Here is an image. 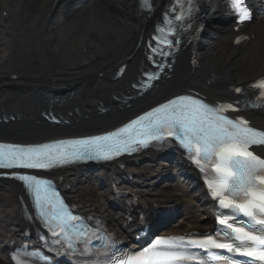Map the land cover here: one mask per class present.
I'll use <instances>...</instances> for the list:
<instances>
[{"label":"snow or ice","instance_id":"1","mask_svg":"<svg viewBox=\"0 0 264 264\" xmlns=\"http://www.w3.org/2000/svg\"><path fill=\"white\" fill-rule=\"evenodd\" d=\"M140 3L145 10H152L150 0ZM196 5L197 0H174V6L164 15V26L158 27L152 38L156 46L149 45V60L156 55H171L164 48L173 49L180 40L169 37L176 34L177 26L185 30L194 27ZM225 6L237 17L238 24L252 19L246 0H225ZM240 40L237 37L236 43ZM157 66L162 72L170 65ZM159 75L147 74L144 87H150ZM251 86L258 95L255 102H246L243 107H264V78ZM235 91L241 93L242 89ZM238 105L240 101L213 106L198 96H178L106 135L30 146L0 144V168L50 169L77 161L112 160L153 141L172 138L205 173L207 188L218 201L214 233L157 237L138 249L123 248L119 238L108 233L99 220L90 226L92 218L74 215L49 181L20 174L17 179L33 194L40 209L39 219L54 238L52 250L58 257L68 258L70 264H264V158L250 150L254 145L264 146V130L251 127L243 117L226 115L239 111ZM41 239L47 246V238ZM97 241L99 245L95 246ZM13 260L15 264H51L42 253L26 251L21 256L19 250Z\"/></svg>","mask_w":264,"mask_h":264},{"label":"bare ground","instance_id":"2","mask_svg":"<svg viewBox=\"0 0 264 264\" xmlns=\"http://www.w3.org/2000/svg\"><path fill=\"white\" fill-rule=\"evenodd\" d=\"M27 1L30 3L29 15L19 18L18 13L11 12L12 7L21 4L19 0H0V23H5L4 26L0 25V119L9 115L15 117V120L9 123L1 120L0 126L10 128V131H6L12 133L10 136L39 140L43 139V136L22 134L19 131H22L21 127L26 126L48 129L41 117V113L48 108L67 112L76 109L78 116L75 118L80 122L95 120L90 113L97 115L90 104L84 105L77 101L83 97L89 101H98L101 96L115 93V88L108 81V73L121 57L128 56L134 51L139 37L147 33L152 23L151 18L160 12L158 4H161L162 0H156V9L143 23L137 21L139 16L135 18L136 15L132 14L131 0H84L72 10L67 8L66 14L59 13L58 17H54L53 27L47 32L46 16L54 13L56 9L51 4L52 0L49 3L44 0H24L22 4ZM213 5L214 3L208 6L206 14ZM4 9L10 11L11 19L9 16L5 20L1 18ZM80 19H83L82 22L75 25ZM207 19L209 20V17ZM251 28L255 38L249 45L241 50L229 48L227 49L229 51L225 52L222 45L226 46L228 30L227 25L222 26L223 39L219 46L221 51L205 69L206 72L218 77L214 85L206 88L207 95L212 97L222 95L227 92L228 85L246 84L264 73V22H258ZM257 29L259 33L256 32ZM34 30H38L37 36L33 34ZM182 53L177 55L176 63L178 64L176 76L181 85L193 83L194 75L185 68ZM136 57L137 53L134 52L130 61H134ZM100 74L102 76H99ZM11 75H15L16 78L13 80ZM195 83H201V76H197ZM108 84L109 91L104 93L102 89ZM64 86L70 89L61 91ZM67 92H71V98L65 95ZM51 93L61 97L60 104L39 106L35 98L50 96ZM72 98L75 100L72 101ZM12 99L17 100L16 102L23 107H16V103L3 105ZM107 106L113 108L112 104L107 103ZM31 112L37 113L39 122L34 119ZM251 115L257 125L264 127V110ZM105 116L111 118V113L107 112ZM163 158L170 161L169 168L180 182L178 188L186 192L191 199L186 200L187 204L191 205L193 202L194 217L197 219L188 223H194L196 226L209 224V203L194 171L182 160L177 157H159L155 154L142 155L136 159V163L139 164L138 172L146 173L152 164L163 161ZM166 168L167 166L163 165V169ZM73 171L62 172L64 182H69L71 177L83 180L86 176L81 170ZM104 171L108 174L118 173L111 165L108 170L99 168L90 172L88 177L97 181L94 176ZM3 185L1 188L0 184V189L5 198L0 207L5 208L0 209V234L1 229L6 230L8 227L11 228L10 231L18 230L14 217L13 197V192L18 190V187L10 183ZM69 193L72 194V191Z\"/></svg>","mask_w":264,"mask_h":264},{"label":"rangeland","instance_id":"3","mask_svg":"<svg viewBox=\"0 0 264 264\" xmlns=\"http://www.w3.org/2000/svg\"><path fill=\"white\" fill-rule=\"evenodd\" d=\"M179 183H180V182H179ZM179 183H176V184L178 185Z\"/></svg>","mask_w":264,"mask_h":264}]
</instances>
